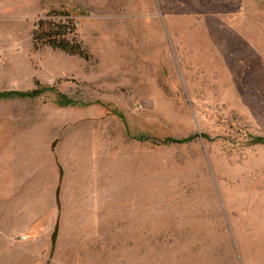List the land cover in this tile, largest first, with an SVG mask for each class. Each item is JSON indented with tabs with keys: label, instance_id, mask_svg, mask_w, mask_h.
<instances>
[{
	"label": "rangeland",
	"instance_id": "374dc122",
	"mask_svg": "<svg viewBox=\"0 0 264 264\" xmlns=\"http://www.w3.org/2000/svg\"><path fill=\"white\" fill-rule=\"evenodd\" d=\"M53 11L87 59L34 48ZM36 89L0 97V121L53 149L105 132L106 223L60 231L59 206L21 227V264H264V0H0V94Z\"/></svg>",
	"mask_w": 264,
	"mask_h": 264
},
{
	"label": "crops",
	"instance_id": "0c3cea01",
	"mask_svg": "<svg viewBox=\"0 0 264 264\" xmlns=\"http://www.w3.org/2000/svg\"><path fill=\"white\" fill-rule=\"evenodd\" d=\"M17 119L0 121V264H21L24 255H12L28 245L18 240L21 227L56 222L59 206L60 231L67 222L80 232L106 223V133L90 124L72 128L53 149L57 135Z\"/></svg>",
	"mask_w": 264,
	"mask_h": 264
},
{
	"label": "trees",
	"instance_id": "16d2710c",
	"mask_svg": "<svg viewBox=\"0 0 264 264\" xmlns=\"http://www.w3.org/2000/svg\"><path fill=\"white\" fill-rule=\"evenodd\" d=\"M59 15L58 12H51L46 15L45 18L39 19L35 25L34 29L31 33V41L34 48L39 47H48L54 51H60L64 54L70 56H77L79 58L87 59V53L83 49L82 45L75 39L76 28L72 21L64 20L61 18H57ZM73 36L72 38H69ZM43 90H33L31 92L18 93V92H10V93H2L0 97H28L34 98L42 94ZM63 104L70 105L72 104L65 97H61ZM203 137V136H202ZM195 137H189L187 139L181 140L179 143L190 142ZM173 141V140H168ZM249 143L251 145H264V137H251ZM55 237V234H54Z\"/></svg>",
	"mask_w": 264,
	"mask_h": 264
},
{
	"label": "built area",
	"instance_id": "2783aa9c",
	"mask_svg": "<svg viewBox=\"0 0 264 264\" xmlns=\"http://www.w3.org/2000/svg\"><path fill=\"white\" fill-rule=\"evenodd\" d=\"M23 240H25L26 238L25 237H22Z\"/></svg>",
	"mask_w": 264,
	"mask_h": 264
}]
</instances>
